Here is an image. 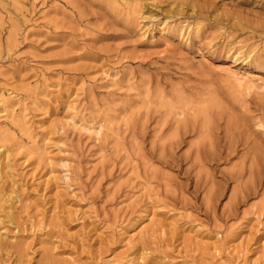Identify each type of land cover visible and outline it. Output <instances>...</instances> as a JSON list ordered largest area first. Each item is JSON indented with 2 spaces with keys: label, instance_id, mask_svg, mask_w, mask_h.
<instances>
[{
  "label": "rangeland",
  "instance_id": "374dc122",
  "mask_svg": "<svg viewBox=\"0 0 264 264\" xmlns=\"http://www.w3.org/2000/svg\"><path fill=\"white\" fill-rule=\"evenodd\" d=\"M0 264H264V0H0Z\"/></svg>",
  "mask_w": 264,
  "mask_h": 264
},
{
  "label": "bare ground",
  "instance_id": "6f19581e",
  "mask_svg": "<svg viewBox=\"0 0 264 264\" xmlns=\"http://www.w3.org/2000/svg\"><path fill=\"white\" fill-rule=\"evenodd\" d=\"M257 77V76H256ZM257 79V78H256Z\"/></svg>",
  "mask_w": 264,
  "mask_h": 264
}]
</instances>
